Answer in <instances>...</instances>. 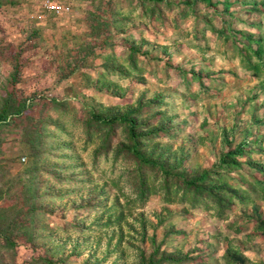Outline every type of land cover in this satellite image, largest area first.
Segmentation results:
<instances>
[{"label":"rangeland","instance_id":"rangeland-1","mask_svg":"<svg viewBox=\"0 0 264 264\" xmlns=\"http://www.w3.org/2000/svg\"><path fill=\"white\" fill-rule=\"evenodd\" d=\"M1 1L0 110L18 63L29 107L60 102L0 123V174L37 168L43 196L41 239L14 263L264 264V0H66L61 14ZM140 107L159 166L118 154L121 129L96 155L86 109ZM207 169L211 192L179 181Z\"/></svg>","mask_w":264,"mask_h":264},{"label":"trees","instance_id":"trees-1","mask_svg":"<svg viewBox=\"0 0 264 264\" xmlns=\"http://www.w3.org/2000/svg\"><path fill=\"white\" fill-rule=\"evenodd\" d=\"M161 2L160 0H155ZM210 4L211 0H204ZM2 1L0 0V7ZM228 8V4H226ZM94 26V25H92ZM100 28L102 25H100ZM15 73L11 80L10 92L0 110V123L6 122L8 118L13 115L17 117L15 120L30 117L33 110L37 109L38 116L45 121L46 112L51 106L60 105L56 99L42 98L39 106L29 107L26 103L27 99L20 95L17 84L20 80L21 63L16 64ZM87 120L85 129L89 137L93 133H98L101 136V145L96 151L99 153H108L113 148V139L117 135L118 130H124L128 136V144H122L117 151L120 153H127L132 155V159L139 167H148L155 169L158 163L147 157L141 150V145L145 139L152 138L154 132L142 133L146 129L147 123L141 120L143 117L142 108L130 111L127 113H120L113 110L106 112L98 109H86ZM243 148L237 146L234 150L228 152L223 158L226 161L230 156H242ZM3 158L0 159V171L4 172V166H1ZM3 167V168H2ZM219 170H224L221 167ZM212 169H207L200 176L195 178H184L179 176L180 183H183L186 190L195 191L197 195L211 192L207 190L204 184L208 181ZM30 178L24 179L20 175L10 177L5 176V173L0 174V264H15V256L17 255V244L20 242H27L34 244L39 241L41 237L38 235L40 231V214L42 212L38 199L43 196L40 193V186L37 180L38 169L34 170L32 167L27 170ZM31 172V173H30ZM168 178L172 177L171 173L165 172ZM36 176V177H35ZM175 177V176H173ZM145 185V181H143ZM146 257H143L142 264H145ZM33 264H53L52 259L48 256V250L32 259ZM150 264V262H149Z\"/></svg>","mask_w":264,"mask_h":264},{"label":"built area","instance_id":"built-area-1","mask_svg":"<svg viewBox=\"0 0 264 264\" xmlns=\"http://www.w3.org/2000/svg\"><path fill=\"white\" fill-rule=\"evenodd\" d=\"M42 8L47 12H51L54 14H61L63 12V8L56 3V0H41Z\"/></svg>","mask_w":264,"mask_h":264},{"label":"crops","instance_id":"crops-1","mask_svg":"<svg viewBox=\"0 0 264 264\" xmlns=\"http://www.w3.org/2000/svg\"><path fill=\"white\" fill-rule=\"evenodd\" d=\"M59 1L61 2L62 1V4L67 8H65L66 10H72L73 8H74V6H73V2L72 1H66V0H56V3H58L59 5H60V3H59ZM64 2H65V4L67 5H65L64 4ZM61 6V5H60ZM43 9V8H42ZM47 14H50V12H47Z\"/></svg>","mask_w":264,"mask_h":264}]
</instances>
